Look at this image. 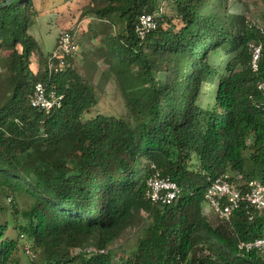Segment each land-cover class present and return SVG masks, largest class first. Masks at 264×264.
<instances>
[{
  "label": "trees",
  "instance_id": "16d2710c",
  "mask_svg": "<svg viewBox=\"0 0 264 264\" xmlns=\"http://www.w3.org/2000/svg\"><path fill=\"white\" fill-rule=\"evenodd\" d=\"M6 1L0 197L25 203L11 213L16 237L7 232L11 220L0 222V264L21 236L40 252L32 264H264L256 250L238 248L264 235L263 215L250 219L242 203L230 222L215 214L212 223L204 211L221 175L264 182V25L249 17L247 3L85 0L79 20L88 28L79 38L77 29L65 30L74 45L55 73L52 52L32 31L41 15L35 0ZM146 15L154 26L141 34ZM252 44L262 45L256 71ZM221 52L233 55L226 65L214 59ZM99 70V82H115L125 115L90 116ZM39 82L58 98L49 111L32 105ZM157 172L178 183L171 204L147 197ZM134 226V247H114Z\"/></svg>",
  "mask_w": 264,
  "mask_h": 264
},
{
  "label": "rangeland",
  "instance_id": "374dc122",
  "mask_svg": "<svg viewBox=\"0 0 264 264\" xmlns=\"http://www.w3.org/2000/svg\"><path fill=\"white\" fill-rule=\"evenodd\" d=\"M245 1L248 5V15L255 22H258L259 27L261 28L264 25L263 13H264V3L260 0H241ZM85 3V0H35V5L37 9L40 10V17L36 25L33 27L32 31L39 40L41 48L45 53L53 52L58 44V37L60 34L68 29H77V37L79 38L83 31L88 28L86 21H80V9ZM231 7H236L240 4L235 3L234 0L229 2ZM238 7V6H237ZM246 9V7H245ZM262 31V30H261ZM224 52H221L215 55L214 59L217 62H220L222 65H226L227 61L233 57V55H224ZM100 55L96 57L99 59ZM83 59L77 57V68L84 74L82 68ZM37 65V57L34 60V66ZM95 83L98 84L97 89V98L99 104L97 107L91 110L90 116H95L98 113L109 114V115H125V103L122 97L116 91V84L111 79L108 82L103 84V81L99 82L101 76V70L95 73ZM216 86H211L208 89V92L214 93ZM209 99V98H208ZM212 99V97H211ZM18 204L20 207H23L24 200L20 197L18 198ZM16 200L11 197H0V222L10 221L8 226V234L16 237L17 234L14 233V224L12 223V211L15 208ZM208 207L205 204V213L209 216L212 223H216L218 218L212 212L207 213ZM22 221V218L18 220ZM17 221V222H18ZM19 232L18 230H16ZM15 235V236H14ZM139 236L138 227L129 228L119 239L114 243V247H123L127 250L134 247L137 238ZM30 248L37 254V258L32 260V258L26 253V250ZM40 263V252L38 249L33 247V245L26 240L24 236H21L18 240L17 250L13 253L11 260L8 264H32Z\"/></svg>",
  "mask_w": 264,
  "mask_h": 264
},
{
  "label": "built area",
  "instance_id": "2783aa9c",
  "mask_svg": "<svg viewBox=\"0 0 264 264\" xmlns=\"http://www.w3.org/2000/svg\"><path fill=\"white\" fill-rule=\"evenodd\" d=\"M153 26L152 15L144 16L141 19V27H139L140 33L143 34L145 29ZM73 45L71 34L63 31L58 45L49 59V68L52 72L58 73L61 67L65 65L64 57L72 51ZM251 47L253 49L251 65L256 71L259 67L262 45L252 44ZM259 88L264 92V79L260 81ZM31 101L33 106L49 111L58 102V98L54 92H47L45 85L39 82L35 86ZM147 185V197L152 202L171 204L178 199L181 192L178 183L171 176H164L160 172L149 178ZM242 203H245L249 208L250 219H253L255 212L264 216V182L258 179L245 180L243 174L236 175L233 181L229 180L228 175H221L212 182L206 193L208 206L206 212H212L220 219L228 222ZM238 248L241 255L256 250L264 260V235L252 241H240ZM26 253L32 259L37 256L30 248L26 250Z\"/></svg>",
  "mask_w": 264,
  "mask_h": 264
},
{
  "label": "water",
  "instance_id": "95a60500",
  "mask_svg": "<svg viewBox=\"0 0 264 264\" xmlns=\"http://www.w3.org/2000/svg\"><path fill=\"white\" fill-rule=\"evenodd\" d=\"M11 1H12V0H7L6 3H10ZM5 5H6L5 3L0 4V8H1V7H4Z\"/></svg>",
  "mask_w": 264,
  "mask_h": 264
},
{
  "label": "clouds",
  "instance_id": "9594fccd",
  "mask_svg": "<svg viewBox=\"0 0 264 264\" xmlns=\"http://www.w3.org/2000/svg\"><path fill=\"white\" fill-rule=\"evenodd\" d=\"M206 206H207V204H206ZM208 207V206H207ZM204 211H205V209H204Z\"/></svg>",
  "mask_w": 264,
  "mask_h": 264
}]
</instances>
